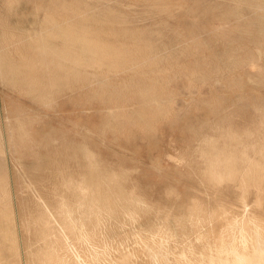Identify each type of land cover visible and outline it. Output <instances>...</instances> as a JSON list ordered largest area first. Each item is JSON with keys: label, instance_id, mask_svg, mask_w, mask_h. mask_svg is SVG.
Segmentation results:
<instances>
[{"label": "rangeland", "instance_id": "374dc122", "mask_svg": "<svg viewBox=\"0 0 264 264\" xmlns=\"http://www.w3.org/2000/svg\"><path fill=\"white\" fill-rule=\"evenodd\" d=\"M86 218L106 263L264 224V0H0V264L84 254Z\"/></svg>", "mask_w": 264, "mask_h": 264}, {"label": "bare ground", "instance_id": "6f19581e", "mask_svg": "<svg viewBox=\"0 0 264 264\" xmlns=\"http://www.w3.org/2000/svg\"><path fill=\"white\" fill-rule=\"evenodd\" d=\"M61 28H63V26ZM61 28L59 27V29H61ZM63 31H64V28L62 29V31L60 30V32H63ZM63 35H64L63 37H65L67 40H69V42L70 41H75V42L77 41L83 51H91V52L95 51L94 44H92V42L90 40H88L87 37L79 36V35L73 36L71 32L70 33L66 32ZM72 36L74 39L72 38ZM229 163L230 162L228 160L227 164H229ZM257 170H259V169H257ZM99 196L102 197V195H99ZM94 197H96V196L94 195ZM97 198H98V196H97ZM95 199L93 198V200H95ZM108 201H109V199L108 200L105 199V202H108ZM94 203H97V202L94 201ZM100 204H102V203H100ZM103 204H105V203H103ZM107 204H109V203H107ZM110 204H111V202H110ZM94 205L92 206V211H94V210H98L99 212L102 211L99 203H97V206H95V207H94ZM103 214H105V213H103ZM93 215L97 216V214H93ZM88 217L91 219L90 215ZM89 218H86L85 222H80L77 225L72 224V227L74 228L73 229L74 238H76V240L81 241V242H87V251L83 252L84 254H82V252L80 251V248L75 244L72 237L67 236L66 237V243L61 248L60 253L58 252V253H56V255L54 253V255H53V252H50L47 254V256H49L51 261L57 260V263H60V264H173V260H174L176 262H183L184 264H196L188 256V254L190 253L189 250L191 249L190 247H189L190 249L188 248L189 253H187V251H185V252L181 251L179 256L177 255V256L172 257L171 256V248L167 243L168 239L165 236V234H163L161 231L158 233L152 234V235L146 234L147 236H145V237L140 236V238L136 239L138 241L137 242L138 245H136L137 243L135 244V241H134L135 247L136 246L137 247L133 248L131 250L129 249L130 251H124L123 250V252H119L118 254L116 253L117 255H115V252L113 251L115 256H113L106 263V262H104V259L102 257L104 255V253H106L105 252L106 247L103 244L102 245L94 244V241H92L93 236H94V233H92V232L95 231L94 227L97 228L101 223L100 222L95 223V225H94V223H92L93 220L91 219L92 221L90 222ZM101 218H103V216ZM197 219L199 220L198 217H197ZM195 221H197V220H195ZM190 223H192V221H190ZM248 224L249 223L246 220H241V221L240 220L239 221L233 220L232 222H230L229 226L227 227L225 234L222 235L223 238H221L213 248H211L210 250L208 249L209 251H207V253L205 254V257L200 259V264H264V224H260V223L258 224L257 223L254 226L250 225V224L248 225ZM190 226H192V224ZM191 229H192V227H191ZM198 233H200V232H198ZM168 234H170V232ZM202 235H203V233H202ZM168 237L170 239V236H168ZM194 239L197 242V239L196 238H194ZM187 240H190V239H187ZM191 242H189V243H191ZM134 244H133V246H134ZM185 244H187V243H185ZM180 245H182V244H180ZM187 245H185V246H187ZM208 246H210V245H208ZM122 247H124V246H122ZM181 249H182V247H181ZM186 249H187V247H185L184 250H186ZM127 250H128V248H127ZM200 251H199V253H203L202 251L201 252ZM191 252H192V249H191ZM193 252H195V251H193ZM177 254H179V253H177ZM200 255H202V254H200ZM105 261H106V259H105ZM185 262H187V263H185ZM197 263H199V262H197ZM180 264H182V263H180Z\"/></svg>", "mask_w": 264, "mask_h": 264}]
</instances>
